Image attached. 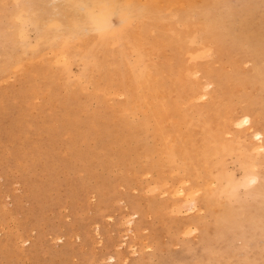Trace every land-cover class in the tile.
I'll use <instances>...</instances> for the list:
<instances>
[{
	"label": "rangeland",
	"instance_id": "1",
	"mask_svg": "<svg viewBox=\"0 0 264 264\" xmlns=\"http://www.w3.org/2000/svg\"><path fill=\"white\" fill-rule=\"evenodd\" d=\"M122 1L0 0V264H264V0Z\"/></svg>",
	"mask_w": 264,
	"mask_h": 264
},
{
	"label": "bare ground",
	"instance_id": "2",
	"mask_svg": "<svg viewBox=\"0 0 264 264\" xmlns=\"http://www.w3.org/2000/svg\"><path fill=\"white\" fill-rule=\"evenodd\" d=\"M87 1H88V4H89L90 8H93L94 6L96 7L97 19L101 20L106 25L109 24L108 22H109V20H110V18L112 16H117L116 18H118V21H120V22H123L125 19H128L129 14L126 11L127 2H124L122 0H103L102 4L99 6V5H97L98 4V0H87ZM101 9H105L107 11H105V10L102 11ZM102 14H103V18H102ZM97 19H95V20H97ZM112 19H114V18H112ZM109 31L113 32V30H109ZM212 33H214V32L212 30H210L209 34L212 35ZM257 71H261V70H257ZM214 81L216 82V84L219 87L222 85L221 80L217 76L214 78ZM154 87H156V85H154ZM162 107H166L169 110V113H171V112H173L176 109V103H172V104L164 103V102L160 103L159 104V109L156 110V112H155L156 116H157V113L162 109ZM164 118H165V116L162 117V121H163ZM184 118H185V116H184ZM255 134L257 135L259 140H261L262 133L261 132H256Z\"/></svg>",
	"mask_w": 264,
	"mask_h": 264
}]
</instances>
